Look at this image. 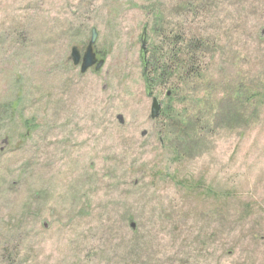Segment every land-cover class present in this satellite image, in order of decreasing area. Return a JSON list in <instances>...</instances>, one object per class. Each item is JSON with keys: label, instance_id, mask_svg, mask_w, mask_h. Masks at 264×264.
Listing matches in <instances>:
<instances>
[{"label": "rangeland", "instance_id": "1", "mask_svg": "<svg viewBox=\"0 0 264 264\" xmlns=\"http://www.w3.org/2000/svg\"><path fill=\"white\" fill-rule=\"evenodd\" d=\"M168 32L209 82L146 91ZM0 264H264V0H0Z\"/></svg>", "mask_w": 264, "mask_h": 264}, {"label": "trees", "instance_id": "2", "mask_svg": "<svg viewBox=\"0 0 264 264\" xmlns=\"http://www.w3.org/2000/svg\"><path fill=\"white\" fill-rule=\"evenodd\" d=\"M155 16L159 20L157 14ZM170 33L168 32L166 38L158 42V45L153 43L150 50H144V60H141V65L142 77L147 92H150L154 85L165 86L171 84L170 95H175L180 91L186 92L189 87L198 83L203 85L204 82H209V79L199 70V62L196 60V49L207 45V42L196 37L186 41V39L183 40L182 34L174 33L170 35ZM172 79L175 81L172 82ZM206 79L208 81H205ZM221 106L222 101L216 105V113L218 115L223 111ZM174 109L171 102L167 103L160 109L159 116H164L166 121L170 122L169 126H172L171 122L174 121L175 134L183 135L187 123L196 115L191 114L184 117L186 113L182 110L183 112L180 111V114H178L179 112L177 113L178 120L176 121L173 117V114L176 113ZM212 118L214 121L216 120L215 116ZM213 120H211L212 123Z\"/></svg>", "mask_w": 264, "mask_h": 264}, {"label": "water", "instance_id": "3", "mask_svg": "<svg viewBox=\"0 0 264 264\" xmlns=\"http://www.w3.org/2000/svg\"><path fill=\"white\" fill-rule=\"evenodd\" d=\"M145 34V32H143ZM96 40V31L95 29L91 30V36L87 43L84 53L81 55L77 47H72L70 52V58L74 66L79 65V71L85 73L89 68L93 67L95 70L100 69L103 66L104 61L96 57V54L93 51V45ZM142 47H141V60H144V47L145 41L143 37L141 38ZM169 91L167 92V95ZM160 112V102L156 97H152L150 105V118L154 119L158 117ZM118 119L122 122V117L118 115Z\"/></svg>", "mask_w": 264, "mask_h": 264}]
</instances>
